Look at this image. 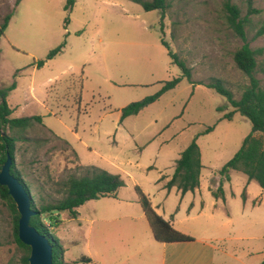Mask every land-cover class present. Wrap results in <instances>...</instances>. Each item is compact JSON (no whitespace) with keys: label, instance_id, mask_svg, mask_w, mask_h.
Returning a JSON list of instances; mask_svg holds the SVG:
<instances>
[{"label":"rangeland","instance_id":"374dc122","mask_svg":"<svg viewBox=\"0 0 264 264\" xmlns=\"http://www.w3.org/2000/svg\"><path fill=\"white\" fill-rule=\"evenodd\" d=\"M223 1L165 0L161 12L144 10L130 0H73L69 9L63 8L65 0H18L15 5L14 0H0V21L11 11L0 36V87L12 85L4 97L9 117H41V123L33 122L22 133L6 129L10 135L25 136L14 142L13 161L34 205L62 197L61 183L91 166L118 174L123 181L115 197L86 200L75 208L74 217L57 214L59 222L50 232L63 248L65 264L80 255L96 264H156L160 245L139 216L134 186L152 204L160 203L164 194L158 192L157 176L171 172L179 152L194 138L199 181L206 184L210 177L215 189L217 169L249 133L250 123L239 112L220 118L231 107L199 83L218 78L234 99L248 84L232 60L242 41L226 23ZM230 2L239 17L247 6L256 10L249 14L244 32L256 51L253 75L263 85L264 33H254L264 19V0ZM160 39L189 68V80L181 76ZM58 45L60 50L45 59ZM36 60L44 62L36 67ZM173 77H179L173 88L136 114L120 118L122 106L154 93ZM207 126L212 128L204 132ZM229 176L222 184L229 220L208 203L187 210L183 200L174 227L196 238H223L211 244L224 264H237L234 257L256 264L264 258V190L253 180L246 182L239 171L231 170ZM178 195L173 192L162 201L166 218ZM201 198H210L205 189ZM125 213L134 218L123 217ZM167 250L166 261L178 254ZM24 253L12 239L9 212L0 200V264H21Z\"/></svg>","mask_w":264,"mask_h":264},{"label":"trees","instance_id":"16d2710c","mask_svg":"<svg viewBox=\"0 0 264 264\" xmlns=\"http://www.w3.org/2000/svg\"><path fill=\"white\" fill-rule=\"evenodd\" d=\"M17 1L18 0H14L13 5H15ZM130 1L139 4L144 10L159 9L162 12L166 6L165 0ZM72 3L73 0H65L63 8L69 9ZM222 8L225 13V20L228 27H230L242 41L241 45L233 51L232 60L236 68L247 76L248 84L240 93L239 98L234 99L231 91L227 89L218 78H210L205 82L199 83L212 88L216 93L223 96L227 104L231 107V110L223 113L220 118L230 119L232 112L237 111L249 121L250 131L243 137L240 146L232 156L217 169L215 174L219 176V179L215 189L210 191L214 198L222 197L221 182L229 180V172L231 170L241 172L245 176L246 181L253 180L259 188L264 190V84L260 85L253 75L256 66V51L249 47L244 32V26L248 22L249 14L255 13L256 10L247 6L246 13L242 17H239V9L234 3H231L230 0H224L222 2ZM10 13L11 11L1 18L0 36L10 17ZM263 33L264 19L256 29L254 36H259ZM160 41L166 48L171 61L180 69L181 76L189 80V68L185 66L183 60L179 59L175 53L167 49L163 40L160 39ZM60 48L61 45H58L50 49L45 59L54 56ZM43 62V60H36L34 61V65L40 67ZM70 81H72L71 78ZM178 81L179 77H173L169 80L162 81L160 87L154 93L122 106L119 109L120 118L122 119L126 116L136 114L140 109L156 100L162 93L173 88ZM11 86L12 85H10V87ZM10 87H0V165L5 158V154L8 153L11 158L9 172L21 181L28 192L27 186L14 168L13 161L14 142L17 139H25V136H19V134L18 136L10 135L7 133L6 129L11 130L16 128L18 133H22L26 128L30 127L33 122L41 123V117L39 115L9 117L11 109L7 106L4 97L6 91ZM79 99V96L76 95L75 103L77 104V109H79ZM221 109V107H217L216 110L221 111ZM211 128V126L205 127L204 132L210 131ZM200 167L198 147L194 138H192L179 152L177 159L174 161L171 175L164 183V187L168 189L171 186H175L180 194L186 191H192L198 186ZM209 183L211 184L210 181ZM122 185L123 181L118 174L109 173L106 170L91 166L90 168H85V172L80 176H68L61 183L62 197L53 202L40 204L36 207L30 196V208L34 210L35 213L29 217L28 222L38 233L43 234L47 238L51 246L52 264H65L62 258L63 248L58 239L50 232V227L52 225L56 226L59 222L57 214L66 212L69 216L74 217L76 215L75 208L82 202L98 197L114 196L116 189ZM134 192L137 195L138 203L150 227L154 240L159 242H177L191 239L190 236L175 230L167 220L157 215L151 208L147 197L138 187L134 186ZM241 197L244 198L243 191L241 192ZM0 200L5 204L9 212L12 239L19 248L25 251L19 259L20 263L26 264L29 249L17 238L16 226L18 214L15 210L13 201L6 192V188L2 185H0ZM74 264L94 263L89 257L80 255L74 261ZM259 264H264V259H262Z\"/></svg>","mask_w":264,"mask_h":264},{"label":"crops","instance_id":"0c3cea01","mask_svg":"<svg viewBox=\"0 0 264 264\" xmlns=\"http://www.w3.org/2000/svg\"><path fill=\"white\" fill-rule=\"evenodd\" d=\"M173 166H174V164H173ZM172 170H173V168H172ZM172 170H171V172H172ZM171 172H169L168 174H161V175L157 176V178L155 180V183L158 185V187H157L158 192L164 194V198L162 199V201H164L166 199V197L173 192L175 194L179 193L178 197L172 203V206L169 208L168 212H166V213H168L169 218H166L164 216L165 214H164L163 210H161V209H163V207H165L164 205H162V201L160 203L158 202L157 204H152L151 202H149V204H150L151 208L153 209V211L157 215H159L163 219L167 220L175 230L190 236L191 239L187 240V241H177V242H159V241H156L153 239L154 242H156L160 245V247L157 248L158 249L157 250L158 259L156 260V264H167V263L168 264H224L222 262V260H220L219 257H216V254H215L216 247L213 244H211L212 241H217V240L221 241V239H223V238H220L217 236L216 237H214V236L208 237L206 235L197 236V238H196V237H193L192 234H190L189 232H186V231L179 229V228H175L174 223H178V220H176V218H175V211H176V209L183 208V204H182L183 200H186V202H187V205H188L187 210L194 209L198 206L200 208L203 205H206L208 203V206L212 210L217 211V214H221L229 220L230 218H228V217L230 215V212H229V209L227 206V199L223 194L222 184L225 182H228L230 180V176H229V180L221 182L222 197L214 198L210 193V191L213 190L212 185L209 183L210 177H209L208 182L206 184H202L200 181H198V186L196 188H194L192 191H186L183 194H180V192L175 188V186H171L170 188L166 189L164 187V183L169 179ZM212 175H215V174H212ZM198 179H199V177H198ZM246 182H248V181H246ZM203 189L206 190V193L210 197L209 199L204 200L201 198V193L203 192ZM243 192H244V190H243ZM186 194H189V197L186 198ZM240 196H241V193H240ZM245 196H246V192H244V197ZM108 197H115V195L114 196H108ZM135 200L138 203L136 193H135ZM148 201H149V199H148ZM138 205H139V203H138ZM139 208H140V205H139ZM140 215L145 219L141 208H140L139 216ZM123 217L134 218V216L130 213L123 214ZM192 217L193 216H186L185 218H192ZM131 225L132 224L129 221L127 226L129 227ZM147 225H148V223H147ZM148 227H149V225H148ZM149 230H150V227H149ZM127 231L129 232L131 230H127ZM151 236H152V234H151ZM173 243H184V244H188V245H183V246L169 245V244H173ZM167 248H168V250H167ZM143 250H144V247L141 249L135 250L133 256L137 255V253H139V252L141 253ZM166 250L168 251V253L174 252V253H178V254L174 258L168 259V261H166L165 260ZM233 256H234V254H233ZM87 257H89V256H87ZM89 258L94 264H96L95 260L92 257H89ZM234 258L237 259V262H238L237 264H241V263L242 264H250V263H245V261L242 262L239 257H234ZM259 262L256 264H259Z\"/></svg>","mask_w":264,"mask_h":264},{"label":"water","instance_id":"95a60500","mask_svg":"<svg viewBox=\"0 0 264 264\" xmlns=\"http://www.w3.org/2000/svg\"><path fill=\"white\" fill-rule=\"evenodd\" d=\"M11 158L8 153L0 165V185L6 188V192L14 203L18 214L16 234L18 240L29 249L26 264H52L51 246L47 238L38 233L28 220L35 213L30 208V195L18 178L9 172Z\"/></svg>","mask_w":264,"mask_h":264}]
</instances>
